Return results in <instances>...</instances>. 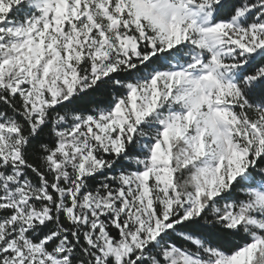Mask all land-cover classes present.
Wrapping results in <instances>:
<instances>
[{
	"label": "snow or ice",
	"instance_id": "6c2138e0",
	"mask_svg": "<svg viewBox=\"0 0 264 264\" xmlns=\"http://www.w3.org/2000/svg\"><path fill=\"white\" fill-rule=\"evenodd\" d=\"M0 264H264V0H0Z\"/></svg>",
	"mask_w": 264,
	"mask_h": 264
}]
</instances>
